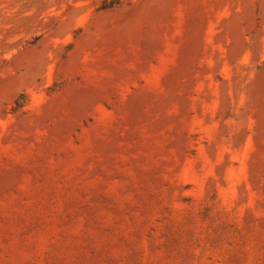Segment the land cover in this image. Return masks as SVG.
I'll list each match as a JSON object with an SVG mask.
<instances>
[{
	"label": "rangeland",
	"instance_id": "374dc122",
	"mask_svg": "<svg viewBox=\"0 0 264 264\" xmlns=\"http://www.w3.org/2000/svg\"><path fill=\"white\" fill-rule=\"evenodd\" d=\"M0 264H264V0H0Z\"/></svg>",
	"mask_w": 264,
	"mask_h": 264
},
{
	"label": "trees",
	"instance_id": "16d2710c",
	"mask_svg": "<svg viewBox=\"0 0 264 264\" xmlns=\"http://www.w3.org/2000/svg\"><path fill=\"white\" fill-rule=\"evenodd\" d=\"M106 6H108V5H106Z\"/></svg>",
	"mask_w": 264,
	"mask_h": 264
}]
</instances>
